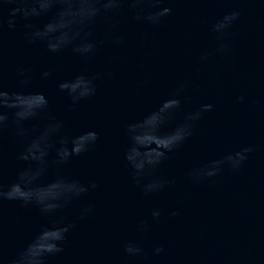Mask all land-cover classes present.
Listing matches in <instances>:
<instances>
[{
  "label": "water",
  "instance_id": "1",
  "mask_svg": "<svg viewBox=\"0 0 264 264\" xmlns=\"http://www.w3.org/2000/svg\"><path fill=\"white\" fill-rule=\"evenodd\" d=\"M94 3L0 4V264L30 244L36 259L53 243L63 250L45 264H185L264 190V0H158L141 13L169 8L157 24L135 20L131 0L89 22ZM13 8L38 14L18 12L13 30ZM25 23L40 30L36 45ZM87 34L103 43L86 62L74 49ZM82 73L103 75L73 105L92 88ZM205 104L212 109L186 120ZM185 123L191 135L167 154ZM246 147L233 168L227 156ZM128 242L143 252L130 256Z\"/></svg>",
  "mask_w": 264,
  "mask_h": 264
},
{
  "label": "clouds",
  "instance_id": "2",
  "mask_svg": "<svg viewBox=\"0 0 264 264\" xmlns=\"http://www.w3.org/2000/svg\"><path fill=\"white\" fill-rule=\"evenodd\" d=\"M9 3L12 2V0H8ZM5 0H0V4H4ZM158 0L156 2H152V0H131V3L129 4V7L132 9H138L137 13L134 15V19L137 21L144 20L152 24H157L159 23L160 19L164 17L167 13L170 12L169 8H164L163 11L159 12H148L146 15H142L141 13L144 12L145 9H151L157 6ZM123 0H95V3L93 4L92 8L89 10L87 13L86 19L89 22H95L97 18L100 17H105L108 13L114 12L116 10H119L123 7ZM23 11V17L25 20H27L29 17L37 15L38 13L36 12L35 9H24L21 10L20 8H13L11 9L10 17L7 21V26L9 29L15 30L17 28V13ZM239 16V12H232L229 16L225 17V20H235ZM25 31H24V38L25 41L28 45H36L38 41L40 40L41 37V32L39 29L34 28V26L31 23H25L23 25ZM225 25L223 23L218 24L214 26L215 31H220L222 28H224ZM103 41H97V39L90 34H87L85 36L83 44L80 46V48L74 49V51L80 53V59L82 61H91L99 48V45L102 44ZM116 45H119L122 43L120 39H116L113 41ZM50 51H55V49H50ZM203 59H207V57H203ZM30 71V70H22L19 75L21 77H24V79L21 81V83L25 86L30 84L31 82V77L26 76L25 72ZM85 75L92 83V88L90 93L88 94L87 97H75L72 100V104H78L80 100L82 99H90L92 96L95 95L97 86L95 84V81L100 79L101 76L103 75L102 73H96V74H86L82 73ZM53 76L52 71H43L41 73V79H48ZM175 99V110H179L181 107V100L179 98H174ZM243 97H238V100L243 102ZM213 105L211 104H205L202 105L199 110H197L194 114H189L186 117L187 121H193L196 119H199L201 112L203 111H210L212 109ZM191 128L192 124L191 123H185L183 126L180 127L181 129V134L177 137L175 142L167 149V154L174 151L175 148L182 143L185 139L188 138L189 135H191ZM100 137L97 136V142L99 141ZM253 149L251 147H246L243 148L240 151H237L234 155H229L227 156V161L232 165L233 168H238L244 160L247 159V153L251 152ZM166 158V155L164 159ZM128 159V158H127ZM162 161H157L156 165H159ZM136 170V175L133 176V180L139 184L140 181L138 179L140 172V169L138 166H134ZM215 172L210 170L207 171L206 175L212 176L214 175ZM98 187V184L96 182H90L89 185L84 186L82 188V194H86L89 191V188L91 189H96ZM162 188L163 183L159 184H148L143 188V191L145 195L149 194L151 191H153L156 188ZM9 199H13V197H9ZM49 209H42V211H48ZM87 211H91V205H89V208ZM173 215L175 213H172ZM160 216V211L159 210H153L152 211V217L158 218ZM67 228L64 229L62 232L61 236L59 237L56 242L62 241L64 239V234L67 232ZM140 230L142 232L147 231V225H142ZM31 248L32 244H30L27 248V250L22 253L14 262L13 264H25V261H28V264H45V256L47 254H54L57 252L62 251L63 249L59 246L58 243H53L50 247L44 249L38 258L33 259V260H28V257L30 255L34 256V253H31ZM163 249L160 247H157L155 249V252L159 254ZM124 251L129 254L130 256H137L140 255L143 252V249L138 245V244H133L131 242H128L124 246Z\"/></svg>",
  "mask_w": 264,
  "mask_h": 264
}]
</instances>
